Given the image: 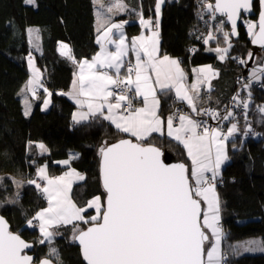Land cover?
<instances>
[{
    "label": "trees",
    "instance_id": "obj_1",
    "mask_svg": "<svg viewBox=\"0 0 264 264\" xmlns=\"http://www.w3.org/2000/svg\"><path fill=\"white\" fill-rule=\"evenodd\" d=\"M35 1L33 6L27 5L26 0H0V214L6 217L12 232L34 244L33 253L41 260L48 257L49 243H40L39 231L27 227L28 221L46 206L40 189L29 183L36 177L38 168L47 164L51 175H60L66 168L55 163L69 159L72 152L77 153L70 167L84 174L85 180L73 187L72 199L78 206H85L93 197L104 196L99 171L100 148L131 137L100 116L74 123L75 105L65 94L71 87L78 63L92 59L99 51L94 0ZM124 1L135 6L115 19L128 22L126 31L132 38L142 29L141 15L156 20L157 0ZM213 2L163 0L159 21L160 52L178 59L188 73L195 67L212 65L218 72L217 88L202 96L200 108L221 109L230 103L240 79L250 76V72H245V60L253 47L242 25L241 37L237 41L230 39L231 49L224 61L206 51L208 29L201 20L210 14L213 16L205 6ZM254 11L258 14V2L254 3ZM217 19L224 22V30L230 34L224 19ZM252 20L256 22V18ZM30 27L39 29L37 51L30 41ZM215 42L219 43L218 39ZM62 43L71 48V58L60 54ZM260 54L258 63L263 59L264 49ZM29 56L34 58L41 81L51 93V106L43 111L38 101L26 116L20 91L30 77ZM44 95L43 90L40 97ZM248 96V116L239 127L241 133L228 142L230 161L221 172L222 180L217 188L224 231V264H264V254L238 255L232 248L238 241L252 237H262L264 241V80L261 88L249 87ZM162 98L163 112L167 116L169 103L174 100L169 96ZM246 127L255 128L259 136L244 139ZM144 143L174 152L190 168V160L179 143L160 135H152ZM41 144L47 147V154L40 153ZM20 180L23 184L17 183ZM88 212L94 213L93 210ZM59 231L61 235L53 243L58 248L61 263L85 264L79 248L69 242L67 230ZM205 231L209 235L205 244L207 250L211 237Z\"/></svg>",
    "mask_w": 264,
    "mask_h": 264
},
{
    "label": "snow or ice",
    "instance_id": "obj_2",
    "mask_svg": "<svg viewBox=\"0 0 264 264\" xmlns=\"http://www.w3.org/2000/svg\"><path fill=\"white\" fill-rule=\"evenodd\" d=\"M162 3L163 0H157V17ZM260 3L264 8V0H260ZM114 6L124 7L120 0ZM205 6L211 10L213 18L216 12L226 16L232 25L231 35H237V19L241 17L242 11L251 9L252 0H215V4L208 3ZM140 23L144 27H151L152 24L142 15ZM247 24L252 42L264 47V10L260 12L258 24L251 21H247ZM113 30L118 33V39L113 38ZM157 36L158 33L153 31L151 36L141 35L132 39L131 50L136 55L134 80L132 69H128L124 79L119 78L123 58L129 52L123 24L113 23L106 28L103 37L97 38L101 51L93 57L92 62L84 61L80 65L77 97L88 99L77 98V104H87L93 115L96 112L103 114L106 106L108 114L104 115V119L109 120L117 130L130 133L138 141L134 143L129 139H121L100 148L103 198L95 196L85 206H78L69 194L71 180L66 178L75 175L83 179L79 173L73 170L64 176L49 178L47 166L38 169L40 178L47 181L43 192L48 207L38 212L34 219L40 221L39 228L44 240L50 241L54 235L48 230L50 227L72 225L73 239L79 242L87 264H220V229L217 226L220 202L213 183L218 174L217 169L227 158L223 154L220 132L215 129L210 132L208 128L198 132L200 125L184 115L179 116V127H174V117H168L167 135L186 149L191 161L190 168L184 163L166 164L161 159L162 152L158 147L143 143L153 132L162 133L165 123L158 115L159 101L154 84L159 85L161 90L175 87L177 96L187 100L196 110L193 97L187 94L180 83L185 74L179 61L167 55H158ZM224 37L227 40L229 33L225 32ZM213 38L209 34L205 43ZM102 39L114 44L115 51H109ZM61 47L67 50L62 51V55L71 58L68 46ZM216 51L226 53L227 49L218 48ZM97 66L114 68L115 78L107 72L93 71ZM205 71L199 70L200 73ZM152 73L155 74L154 81ZM34 74L38 79L39 69H34ZM33 82L30 80L28 83L32 85ZM110 85H115L119 91L110 90ZM73 86L77 87V81L73 82ZM191 87L195 89L197 85ZM132 92L143 97V107H134L133 97L129 96ZM110 97L114 98L115 103L110 101ZM149 97H152L151 101ZM47 104L46 100L45 107ZM244 106L247 107V104ZM83 119H86L84 114H80L79 119L75 114L73 116L77 123ZM235 131L236 125L233 124L228 135ZM223 139H227V136ZM213 145L216 148L214 160ZM39 147L46 151L44 145ZM62 163L69 164V161ZM206 173H211V176ZM36 186L40 188L39 184ZM89 209H93L95 214H89ZM75 222L87 227L81 228ZM28 223L32 225V221ZM205 229H211L212 235L216 237V242L207 250L205 241L209 238ZM44 240L40 243H44ZM31 247L19 235L10 232L6 222L0 218V264H32L33 258L24 252ZM50 254L56 255L55 249ZM40 264L52 262L44 259Z\"/></svg>",
    "mask_w": 264,
    "mask_h": 264
},
{
    "label": "crops",
    "instance_id": "obj_3",
    "mask_svg": "<svg viewBox=\"0 0 264 264\" xmlns=\"http://www.w3.org/2000/svg\"><path fill=\"white\" fill-rule=\"evenodd\" d=\"M116 2H117V0L116 1H114V0H94L95 17H96L95 29H96V34H97V36H96V40H97L98 37H103L104 31L106 30V28L110 27L113 23H115V24H123V33H124V36H125V43L128 45L129 52H128V55H126L123 58V65H122V67L120 69V72L123 70V67L125 65L126 60H130L134 64V67H135V64H136V55H135V52H133L131 50L132 49V43L131 42H132V39L134 37H139L141 35L151 36L153 31L157 32L158 33V36H157V39H158V49H159L158 55L161 56V57L164 56L160 52V30H159V20L157 21V16H156V20L148 19V18H146V19L143 18L145 20H150L152 22L151 27H144V26L141 25L142 26V29H141L140 33L137 34V35H135V36H133L132 38H129L128 35H127V31H126V25L128 24V22L125 23L123 21H118L115 18L118 15L124 14L126 11L131 10L135 6V4L134 3H126L124 0H120V3H122L124 5V7L123 8H117V7L114 6L116 4ZM140 20H139V22H140ZM113 33H114L113 38L114 39H118V33L116 32V30H113ZM102 43L106 46V48L109 51H115V45L114 44H109L104 39H102ZM39 44H40V37H39ZM70 50H71V48H70ZM100 51H101V44H99V51H98V53ZM71 53L72 52L70 51V56H71ZM141 55H142V53H141ZM168 57H170V56H168ZM170 58L179 61L176 58H173V57H170ZM92 59H90V60H82V61H80L78 63L77 70H76V72L74 74V78H73L71 87L65 93L66 96L75 105V110H74L73 116L75 114L77 116V119H79L80 114H84L86 116V119L81 120L79 123L88 122L89 120H91L92 118L97 117V116H100V117L104 118V115H107L108 114L107 113V107L106 106L103 109V114L101 112H96L95 115H93L92 113L89 112V109H88L87 104H84V105L81 106V105L77 104V102H76V99L77 98H79L81 100L88 99V97H84V96L77 97V92H78V82H79V74H80V65L84 61L92 62ZM179 66H180V68L183 70V72L185 74V78L182 81H180V83L183 84L184 90L187 92V94L189 96L193 97V104H194L196 110L195 111L193 110V106L190 105L187 100L181 99V98H179L177 96V94H176V88L175 87H169V88H166L164 90H161V88H160L159 85L154 84L155 93H156V99L159 101V107H158V110H157L158 111V115L161 117L162 120H164L165 123L163 125L162 133L161 132H153L150 135V136H152V135L164 136V137H167V138H169V139H171V140H173V141H175L177 143H179V142L176 141L175 139H173L172 137H169L167 135L166 122H167V119L168 118H167V116L163 112V102H164V100H163L162 96H169L177 104H179L180 106L186 107V109H188L192 113H197L198 110L200 109V103H201L202 96L205 93H210V92L214 91L217 88L216 87V82L218 80V72H217V70L214 67L210 69V68H208L207 66H204V65L203 66H198V67L193 68L191 70V72L188 73L184 69V67L182 66V64H181L180 61H179ZM200 69H205L206 71L204 73H200L199 72ZM103 70H109L111 72L110 75L115 78V69L114 68H107V67H105V68H99L97 66L96 69H93V71H101V72H103ZM134 71H135V68H134ZM85 74L87 75V72ZM152 78H153V81H154L155 80V74L154 73H152ZM34 79H36V76L33 74L32 75V80L34 81ZM132 79L133 80L135 79L134 73L132 75ZM30 80H27L26 83L24 84L25 88H27L29 86L28 81H30ZM74 81H77V87H75V88L73 86V82ZM193 84H196L197 85V87L195 89H192V87H191ZM114 87H115V85H110V90H112ZM136 97L138 99V102H137V104H136L135 107H143V97H141V96H136ZM109 99H110V101L112 103H115L114 98H111L110 97ZM151 99H152V97H149V100L150 101H151ZM24 102H25V100H24ZM22 104H23V101H22ZM27 104H28L27 105L28 106V110L30 112L26 116H28V115L31 114V112L33 110V107H34V103H32V102H27ZM24 112H25V110H24ZM72 119H73V117H72ZM106 121H108L110 124H112L109 120H106ZM73 122L76 123V124H79V123H77L74 120H73ZM179 125H180V121L178 123H174V127H179ZM231 127L232 126H229L226 129L225 134H223V133L220 132V134H221L220 139L222 140V143H223V146H224L223 147V154L227 158L223 160V162L221 163L219 169H217V173H218L217 175L219 177H221L222 170L224 169V167L230 161V158H229V155H228V142L231 141V139L235 135H237L239 133L238 132V128L236 127V131L233 132L231 135H228V130ZM197 131L198 132H202L203 130H200V128L198 127L197 128ZM119 132H121V131H119ZM121 133H123L126 136H129V137L133 138L134 140H136V138L135 137H132L130 133H124V132H121ZM224 136H227V139H223ZM179 144L183 147V145L181 143H179ZM184 150H185L186 155H187V151H186L185 148H184ZM39 151H40V147H39ZM40 153H41V151H40ZM215 155H216V148H215V145H213V147H212L213 160L215 159ZM77 157H78V154L72 152L70 154V158L68 160H69V162H71L72 160H74ZM190 166H191V161H190ZM206 175L210 176L211 173H206ZM206 207L207 206L205 205V208Z\"/></svg>",
    "mask_w": 264,
    "mask_h": 264
},
{
    "label": "rangeland",
    "instance_id": "obj_4",
    "mask_svg": "<svg viewBox=\"0 0 264 264\" xmlns=\"http://www.w3.org/2000/svg\"><path fill=\"white\" fill-rule=\"evenodd\" d=\"M114 1H116V0H114ZM26 4L27 5H33V6H35L36 1L35 0H32V2H28V0H26ZM212 4H214V2ZM205 5H206V3H205ZM161 8H162V4L160 5V14H159V17H157V21L158 20L160 21V18H161ZM215 16H216V14H215ZM208 17L209 18H212L211 17V14ZM247 21H251L253 23H256V22L253 21L252 19H244V20H242V24L246 27V31L248 33V24H247ZM223 23L222 22L221 23H217V24L214 23L207 30V35L205 36V40L208 38L209 34H211L214 37L213 39L208 40V42L206 43V45H207L206 51L208 53H212V54L218 56L219 59L222 60V61H224L226 59L227 53L230 51L231 45H232V42L230 41V39H231L230 34H229L228 39L225 40L224 33L226 31L224 30V27L221 28V25ZM28 30H29V37H30L31 44H32L33 48L37 51V50H39V29L37 27H30ZM248 35H249V33H248ZM249 37H250V35H249ZM219 38H221V39H219ZM250 38H252V37H250ZM217 39H218L219 43H216L215 42ZM220 40H222V42ZM212 43H214V45ZM61 45H67L68 46V49H70V47H69L68 44L62 43L59 46V52H60V54H62V51H67L65 49H62ZM218 48L221 49V50L227 49V52L226 53L223 52V51L217 52L216 49H218ZM253 50L257 53V61H256L255 66L253 68H251V70H249V72H250L249 75H250V77H256V76L260 75L259 72L263 71V74L261 76L255 78V80L257 81V83H260V82L262 83L263 80H264V55H262L263 59L261 60V62L258 63V61L261 59L260 51H257L254 48H253ZM63 56H69V55H63ZM221 56H223L224 58L221 59L220 58ZM30 61H31V66H30ZM204 66H207L210 69L213 68L212 65H204ZM28 69H29V72H30V77H29L28 80H30V79L32 80V75L34 74V69H37V67L35 65L34 58H32L30 56L28 57ZM37 80L41 81V73H40V71H39V78L38 79L37 78L34 79L33 84L32 85H29L27 87L28 89L25 88V86H23L22 89H21V91H20V95H21V98H22V101H23V104H24L23 105L24 110H25V112H28V113L30 111L28 110V106H27L28 104H27V102H32L34 104L36 102H38V101L41 102V105H42L41 106V109L43 111H48L50 109V106H51V96H49V92L48 91H45L46 89H43L45 91V95L43 97L37 96L35 94V92L33 91V87L35 85H37V83H36ZM24 100H25V102H24ZM46 100L48 101L47 107H45V101ZM203 108H205V107H203ZM178 122H176V123H178ZM236 127L238 128V132L241 133L239 126L236 125ZM248 130H249V128L246 127L244 129V131H243V138L244 139L246 137V134H247ZM45 149H46V151L45 150H42L40 148V151H41L42 154H47L48 153V149H47L46 146H45ZM66 160H68V159H66ZM63 161H65V160L57 161L55 163L56 165H59L61 167L66 168L60 175H57V176L56 175L54 176V175H51L50 174V171L48 169L47 164L41 165L38 169H40L41 167L47 166V175H48L49 178L64 176L65 173L72 172L73 170L75 171V173H79V175L82 176L83 179H78L75 175L66 178V179H70L71 180V191H70L69 194H70V196L72 198V190H73V187L77 183H80V182L84 181L85 180V175L82 174V173H80V172H78L74 168L70 167V162H69V164H63L62 163ZM35 179H36V181H35L34 184H36V185L39 184L40 185V188H39L40 189V192H41L42 196L44 197V199L46 201V206L38 211V212H40L41 210H43V209H45V208L48 207V201H47V198H46V194L43 192V188L47 185V181L40 178V176L38 175V170H37V174H36ZM17 183L23 184V181L20 180ZM215 189H216V193H217L218 198H219L218 190H217V188H215ZM219 202H220V198H219ZM89 210H93V209H89ZM93 214H95V212ZM218 215H219V220H218V225L217 226L220 229V232H219V237H220V242H219V257H220V264H224L225 263V254H224V251H223L224 231H223L222 225H221V205H220V203H219V214ZM35 217H36V215L34 216V218ZM34 218H32L31 220H29V221H32V225L30 226L29 223H27V227L30 228V229H33V230H38L39 231V234H40V241L41 240H44V236L40 232V228H39L40 221L37 220V219H34ZM75 223L80 224V227L81 228L87 227L86 225H83L80 222H75ZM59 229H65V230H67V234L69 235L68 236L69 242H73L74 243V241H75L73 239V228H72V225L52 226V227H50L48 229L49 231H52L54 233V235H53V237L51 238L50 241L49 240H44V243H49L48 257L50 259H52L54 262H56V264H62L61 261H60V259H59V251H58V248L53 243V240L56 239V238H58L61 235L60 234L61 232L59 231ZM206 230L210 233V237H211V243L208 244L209 245L208 248H210L212 246V244H214L216 242V237H214L212 235L211 229H206ZM232 248H233L234 251L237 252L238 255L264 254V241H263L262 237H252V238H248V239H245V240H242V241H238L237 243H235L234 245H232ZM52 249H55L56 255L50 254Z\"/></svg>",
    "mask_w": 264,
    "mask_h": 264
},
{
    "label": "built area",
    "instance_id": "obj_5",
    "mask_svg": "<svg viewBox=\"0 0 264 264\" xmlns=\"http://www.w3.org/2000/svg\"><path fill=\"white\" fill-rule=\"evenodd\" d=\"M206 9V8H205ZM203 9L202 12L205 11ZM205 15V13H202ZM212 18H209L208 16L202 17L203 19L201 20L203 27L209 29L214 23H220L215 16H211ZM223 25H221V28ZM128 69H132L134 73V64L130 61H127L125 63L124 69L120 72V79H124L125 76L128 75ZM104 71V70H103ZM104 72H107L109 75L111 72L109 70H105ZM260 75L256 77H242L240 79V84L234 95L231 97L230 103L228 106L218 109L216 107H205V108H200L197 113H192L186 107L180 106L177 104L175 101H170L169 103V108L167 111V118L172 116L174 117V123L179 121V116L184 115L192 119L193 121H196L200 125V130H203L204 128H208L209 131L215 129L220 131L221 133L225 134L226 129L235 124L237 126H241L242 123L246 120V117L248 116L249 112V96H248V89L249 87H257L261 88L262 83H257L255 78L261 76L263 74V71L259 72ZM133 75V74H132ZM255 80V81H254ZM126 82V81H125ZM37 85L33 87V91L37 96H40L43 89H47L43 82L37 80L36 81ZM123 87V85H121ZM112 90L119 91V89H116L114 87ZM130 97H133V105L134 107L136 106L138 99L135 95L134 92L129 93ZM247 104V107L244 105ZM125 107H127V104H125ZM231 113L232 115L229 116L228 114ZM228 117L225 119L224 117ZM238 135V134H237ZM237 135H235L231 140L236 139ZM259 133L256 131L255 128L251 127L249 131L246 134L245 138H253V137H258ZM211 176V175H210ZM221 177H216V180L213 182L215 184V188H218L219 183L221 182ZM32 181H36V179H32Z\"/></svg>",
    "mask_w": 264,
    "mask_h": 264
},
{
    "label": "water",
    "instance_id": "obj_6",
    "mask_svg": "<svg viewBox=\"0 0 264 264\" xmlns=\"http://www.w3.org/2000/svg\"><path fill=\"white\" fill-rule=\"evenodd\" d=\"M255 2H258L259 3V12L258 14L254 11V3ZM214 4H215V0H214ZM264 10V8H262V5L260 3V0H252V6H251V9L248 11V12H244L242 11L241 12V17L239 19H237V22H236V32H237V35H231V32H232V25H231V22L227 19L226 16L220 14L219 12H216V16L218 17H221L224 19L225 21V24L229 27L230 29V37L231 39L237 41L240 39L241 37V34H240V29H241V26L243 25L242 24V20L244 19H252V18H256V23L258 24V20H259V15H260V12ZM257 31H258V27H257ZM251 45L254 49H256L257 51H261L264 49V47L258 45V44H254L252 42V38H251ZM251 53V57H249V55L247 56L246 60H245V64H246V67H245V72H249V70H251V68H253L256 64V61H257V53L253 50L250 52ZM125 139H129V140H132L134 143H137L138 141L136 140H133L132 138H125ZM118 142V141H117ZM116 143V142H115ZM114 144V143H113ZM111 145V144H110ZM146 146L147 145H151V144H145ZM154 146V145H152ZM156 147V146H155ZM159 148V147H158ZM162 152V156H161V159L166 163V164H177V163H184L182 162V160L172 151L170 150H167V149H162V148H159ZM185 164V163H184ZM100 166H101V156H100ZM99 166V171H100V178H101V167ZM101 184H102V181H101ZM0 218H2L5 222H6V225H7V229L12 232L11 230V226L8 222V220L6 219V217H4L3 215L0 214ZM206 232V231H205ZM13 234H16V235H19L18 233H15V232H12ZM208 238H209V235L208 233L206 232ZM20 236V235H19ZM20 238L22 240H24L26 243L30 244L32 247L29 248V249H25L24 252L31 256L33 258V261H32V264H40V262L44 259H49L51 260L52 264H56L52 259L46 257V258H43L41 260H38L36 258V255L33 253L34 251V244L32 242H28L26 241L25 239H23L21 236ZM209 240V239H208ZM205 241V244L208 242ZM75 245L79 248L80 250V253H81V256L84 260V257H83V254H82V251H81V246L79 244L78 241H74ZM85 264H87V262L84 260Z\"/></svg>",
    "mask_w": 264,
    "mask_h": 264
}]
</instances>
